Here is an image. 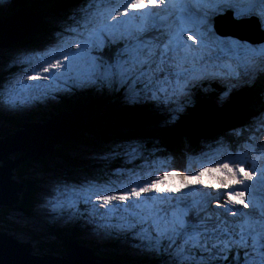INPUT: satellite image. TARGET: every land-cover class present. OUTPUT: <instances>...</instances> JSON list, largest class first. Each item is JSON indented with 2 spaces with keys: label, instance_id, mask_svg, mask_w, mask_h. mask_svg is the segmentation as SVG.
<instances>
[{
  "label": "snow or ice",
  "instance_id": "6c2138e0",
  "mask_svg": "<svg viewBox=\"0 0 264 264\" xmlns=\"http://www.w3.org/2000/svg\"><path fill=\"white\" fill-rule=\"evenodd\" d=\"M226 11L264 28V0H78L48 45L0 70V110L107 89L174 123L204 82L224 84V99L264 77V43L219 36L209 23ZM164 151L158 141L113 142L93 156V175L52 182L40 207L130 236L160 264H264V110L208 141L197 170H177Z\"/></svg>",
  "mask_w": 264,
  "mask_h": 264
},
{
  "label": "water",
  "instance_id": "95a60500",
  "mask_svg": "<svg viewBox=\"0 0 264 264\" xmlns=\"http://www.w3.org/2000/svg\"><path fill=\"white\" fill-rule=\"evenodd\" d=\"M20 3L13 14L0 12V54L12 47L29 44L32 37L37 36L43 20L54 21L70 10L74 0H22ZM55 8L62 11L53 15L51 11ZM252 24L257 23L222 18L214 20L213 26L221 35L263 43L260 29ZM194 103V110L191 108L185 114L180 113V119L167 129L161 128V122L167 117L145 105L140 106L139 112H135V107L124 111L118 108L121 116L113 118L109 128L92 118L94 110L89 107L84 110L78 104H68L67 108L40 121L16 124L5 131L7 134L0 136V210L15 207L20 202L25 184L15 180L14 171L17 172L24 163L34 162L41 166L52 163L58 167L68 164L69 167H65L68 178H76L72 168L81 167L83 157L80 152L95 155L113 142L140 138L158 141L161 148L172 152L173 165L182 164L189 156L199 157L204 145L217 135L243 125L242 113L230 100L221 108L213 101L200 99ZM73 151L77 153L72 155ZM58 153L66 154L67 160ZM94 161L86 164L91 165ZM0 231V264H128L119 256H102L78 240H70L68 250H61L59 255L38 253L31 243L3 229Z\"/></svg>",
  "mask_w": 264,
  "mask_h": 264
},
{
  "label": "trees",
  "instance_id": "16d2710c",
  "mask_svg": "<svg viewBox=\"0 0 264 264\" xmlns=\"http://www.w3.org/2000/svg\"><path fill=\"white\" fill-rule=\"evenodd\" d=\"M20 2H22V0H16L13 8H15ZM77 4H78V0H74V3L71 7H74ZM9 9H11V7H9ZM15 11L16 10H12L9 13L13 14ZM69 15L70 14L65 15L64 19H66ZM48 30H51V29H48L47 26L43 22L37 31V36H33L32 40L27 45L30 46L32 49L37 48V47L39 48V46L43 44L41 43L39 45L40 38H44L48 36L50 39V37H52L50 33L46 32ZM39 34L41 36H38ZM12 48H15V47H12ZM213 87L214 85L212 84H209V85L204 84L203 87L199 89V92L204 93L206 91L205 89L212 90ZM260 88H264V82L256 80V82L252 86L245 87L241 92L234 94L236 99H230V101L235 105L236 109L240 113L246 114L247 120H250L252 117V116H249V114L251 113L249 109L254 108L256 110H264V95H262L264 94V91H261ZM221 90L223 91L224 88ZM90 92H91L90 89H84V90L74 89V91L64 94V96H61V98L65 103H67V105L68 104H81L84 110H87L88 107L89 109L94 110V114L92 118L95 119L97 122H99L100 125H103L104 127L109 128L110 125H112L111 120H113V114L119 117L121 116L119 111L117 112L115 105H118L119 103V104H122L121 106L123 108L127 107V101L124 98L123 93L110 92L107 89H104L102 90V95L100 96V98H98V95L95 93L88 94ZM86 93L88 95H86ZM215 95H218V94H215ZM196 97H197V94L193 93L192 102L194 100H198ZM65 99H68L69 101H65ZM90 99H93V101L90 102ZM212 99L216 100L215 96L212 97ZM76 100H79V101L74 103ZM222 103H223V100H222ZM55 104L57 103H50V104L48 102L36 103V106L33 109L28 110L26 112L18 113V111H16L12 115H7L8 113L2 112L1 116L6 123L22 122L24 118H27V120L25 121L30 122V121H34L36 117H39L42 120L43 117H45L48 114L52 115L59 108V107H55L54 106ZM133 105L135 106L136 104H133ZM189 106H187L186 109H189ZM102 110H105V112H102ZM98 120L104 122L105 124L100 123V121ZM3 131H5V129L2 130V128H0L1 137L7 134L6 132H8L6 131L4 133ZM163 154L168 155V154H172V152L164 151ZM57 155L63 156L61 158H63L64 160H67L66 154L58 153ZM181 165L182 166L175 165V168H178L180 170L184 169L185 167L190 168L188 165H185L184 162ZM82 167L85 170L91 173H94L95 172L94 169L98 167V163L96 161H94L91 165H88L85 163L84 165H82ZM21 173L23 174L19 176L16 175V180H19L20 182H23L25 184V190L23 193H21L20 202L17 204V206L13 210H23L26 214L29 215L32 213V209H33L32 207H33L34 202L36 201L35 195L39 187L37 186L36 182L28 178V169L26 167H23V172ZM2 210H5V209L3 208ZM5 214L6 213H4L3 211H2V214L0 213V218H1L0 221H3V222L9 221L10 223L11 220ZM4 228L7 229V227H4ZM15 229L16 228L14 227L13 230ZM50 230L56 234H62V235H61V241L59 242L57 240H55L54 242L53 241H44V242L42 241L38 244V247H40L41 249L45 251H48L49 253H51V251L52 252L61 251V250L67 251L68 250L67 243L70 240L77 239L80 242L86 244V241H85L86 239L84 240V237L81 236L80 234V228H77L74 225L69 226V224H67L66 228H62L55 223H51ZM120 240H121L120 235L112 234L111 238L107 240L108 243L106 242V246L109 249L113 250L114 254H112L110 251H106L104 255L122 257L124 261L127 262L128 264H141V263L160 264V260L155 258L154 255L149 254L147 252L145 253L139 252L138 256H136L134 252L132 253L129 252L127 246L123 244ZM90 247H92L98 254L100 255L103 254V252H100V250H98L99 249L98 247L102 249L101 245L100 246L90 245Z\"/></svg>",
  "mask_w": 264,
  "mask_h": 264
},
{
  "label": "rangeland",
  "instance_id": "374dc122",
  "mask_svg": "<svg viewBox=\"0 0 264 264\" xmlns=\"http://www.w3.org/2000/svg\"><path fill=\"white\" fill-rule=\"evenodd\" d=\"M13 4V2L11 0H9L7 3L5 4H2L0 5V9H4L7 5H11ZM77 7V6H74V8ZM73 8V9H74ZM72 9V10H73ZM71 8L70 10L66 11L63 15H59L58 18L55 19V21L51 20L50 22H44V24L47 26L48 29H51V30H48L46 32L50 33L52 35V37H50L51 41L53 40V37H54V33H56L60 27H61V24L66 20L64 19V16L71 13L72 12ZM62 10L60 8H55V10H52L51 12L53 13V15L55 13H59L61 12ZM42 23V22H41ZM57 27V28H55ZM53 28V29H52ZM214 29V28H213ZM234 36V35H233ZM222 37H231V36H222ZM234 39H238V36H234L232 37ZM50 41V42H51ZM49 42V43H50ZM49 43H47L46 45H48ZM44 48V47H43ZM41 47H37V48H34L32 49L31 47L29 46H19V47H15V48H10L8 49L7 51H3L1 54H0V70H4L7 68V64H8V61L10 60L11 56L14 54V53H17V52H20V51H27V50H39V49H43ZM17 69H12V71H16ZM3 74L4 75H7V71H3ZM264 82V81H263ZM224 85V84H223ZM222 93V92H221ZM64 94H67V93H60L58 94L59 95H64ZM57 96V98H58ZM48 99L49 101H52V102H57L58 99ZM222 100L220 97L214 101L217 106L219 108H221L222 106H220L219 104L222 103ZM227 100V99H226ZM226 100H223V103L224 104L226 102ZM230 100V99H229ZM213 101V100H212ZM35 105V104H33ZM32 105V106H33ZM30 106V107H32ZM197 107V106H196ZM25 108L24 110H21L22 112L24 111H28L29 109L31 108ZM158 108V107H156ZM192 108L194 110V105L192 103ZM160 109V108H158ZM192 110V109H191ZM190 110V111H191ZM1 112H8V111H4V110H0ZM121 111V110H120ZM186 111L188 112L189 109H185L183 111V114L186 113ZM258 111L260 110H256V111H253L252 113L249 114V116H253L255 115ZM102 112H105V110H102ZM163 112V113H161ZM166 112V111H165ZM159 113H161V116L164 115V111L160 110ZM113 118H119V116L113 114ZM242 118H243V122L242 124L245 125L247 123V117H246V114H242ZM170 119L169 117V114L167 113V118L163 119V121L161 122V128L164 127V128H169L171 124H174L176 123L178 120H176L174 123H166V121H168ZM178 119H180V115L178 114ZM24 120H27V118H24ZM35 121H38L39 120V117H36L34 119ZM2 124V122H0V125ZM3 125V124H2ZM5 125V124H4ZM12 125V124H11ZM13 126V125H12ZM14 129V128H13ZM12 129V130H13ZM75 153H77L76 151H73L72 152V155H75ZM79 155L81 157H83L81 159V167H79V169H73L72 168V171L75 172V175H76V178H68L67 174H66V171H65V167L69 165L68 164H60V167L57 166V164H52V163H47L46 165H43L41 166L40 164L38 163H34V162H31V163H24V166H20V169L15 172L14 171V175H22L23 173V167H26L28 169V178L34 182H36L37 186L39 187V189L37 190L36 192V195L35 197H39V198H45V195L46 193L48 192V189H49V186L52 184V182L54 181H57V180H66V181H79L81 180L84 176H91L93 175L94 173H91L87 170H85L82 165H84L87 161H90L93 159V156L94 155H89L85 152H80ZM191 157V156H189ZM187 158L186 159V162H184L185 165H188L190 167V169L192 170H197L201 164V159L196 156V157H191V158ZM198 157V158H197ZM96 161V160H95ZM175 162V161H174ZM54 165H56L55 167V170H54ZM176 166H182L180 163L179 164H175ZM175 165H173L175 167ZM85 167V166H84ZM87 168V167H86ZM92 169V168H91ZM96 169V168H95ZM94 169V170H95ZM178 169V168H176ZM180 170V169H178ZM183 170V169H182ZM54 172V173H53ZM53 174V176L51 175ZM187 175L189 176V180L187 181V183H194V181L192 180L191 178V172L187 173ZM207 178V177H206ZM49 184H48V183ZM174 184L176 185H180V179L177 177V178H174L173 181H172ZM43 203V201H40L38 203V201L36 200V202L34 203L33 205V209H35L37 211V218L40 219V218H45V219H49V218H53V217H56L58 218V221L60 224L64 223L65 221H67L68 219H66L65 217H61L59 216L57 213L55 212H50L49 209H46V208H37L39 207L38 205H41ZM5 210H2L1 208V211L0 213L2 214V211L4 213H6L5 215L9 218V217H14V219L17 217L18 215V211L15 210H8L7 208H4ZM41 209H46V210H41ZM22 214V213H20ZM20 216H23V215H20ZM22 221H25L26 218H29L26 222H19V223H30L31 226L35 229L34 230V233L31 235V237L29 235H27L25 232L23 231H18L17 229L14 230V232H17L18 235L16 236V234H12L11 232H9V234L15 236L16 238L18 239H24L28 242H32L33 245L36 247V243L39 241V238H41L42 241H44L46 239V237L44 236L45 233H40L43 228L41 227L40 228V223L39 224H33L31 223V220H30V216H23V217H20ZM35 219V217H33V220ZM13 221V220H11ZM6 222H9V221H4V224ZM18 221H13V223H17ZM3 226V225H2ZM9 228H12L13 227H9ZM1 232V231H0ZM39 234V235H36V234ZM84 236L88 237V238H91V239H94V240H102L106 234H102L100 231L96 230L94 228L93 225H89L88 223H86L85 221V227H84ZM48 235V234H47ZM125 242L131 246V249L134 250L133 252L135 253V255L137 256L136 253H138L140 250L139 249H136V248H133L132 247V244L135 243V241H133L130 236H128L126 239H125ZM108 243V242H107ZM48 252V251H47ZM142 252V251H141ZM51 253L53 254H56V255H59L61 253V251H57V253H54L51 251ZM143 264V263H141Z\"/></svg>",
  "mask_w": 264,
  "mask_h": 264
},
{
  "label": "clouds",
  "instance_id": "9594fccd",
  "mask_svg": "<svg viewBox=\"0 0 264 264\" xmlns=\"http://www.w3.org/2000/svg\"><path fill=\"white\" fill-rule=\"evenodd\" d=\"M9 1V0H8ZM14 4V3H13ZM13 6L14 5H7L4 9H0V12H2V11H12V10H14V8H13ZM9 7H11V9H9ZM69 14H71V13H69ZM55 21V20H54ZM44 22H46V21H44ZM50 22V21H49ZM38 36H41L40 34L38 35ZM48 37V36H47ZM47 37H44V38H40V42H39V45L41 44V43H43V44H41V46H39V47H41V48H43V47H45L46 46V44L47 43H49L50 41H51V39H49V37L47 38ZM246 41H248V40H246ZM250 42V41H249ZM28 45H26V47H27ZM30 47V46H29ZM214 88V87H213ZM91 90V92L90 93H88V94H93V93H95V94H97L98 95V98H100V96L102 95V91H99V90H96V89H90ZM73 91H74V89H73ZM195 90H193V93H195L194 92ZM206 92V91H205ZM87 93H86V95H88ZM61 96H64V95H59L58 96V101L57 102H52V101H49L48 100V103L50 104V103H57V104H55L54 106L55 107H59L55 112H58V111H60V110H62L63 108H67L68 107V105H67V103H65L63 100H62V98H61ZM193 100V99H192ZM199 100V99H198ZM198 100H194L192 103H193V105L195 104L194 102L195 101H198ZM202 101H212L213 99L212 98H208V99H205V97H202V99H201ZM65 101H69L68 99H65ZM77 101H79V100H76L74 103H76ZM91 101H93V99H90V102ZM214 101H216V100H213V102ZM215 103V102H214ZM47 104V103H46ZM216 104V103H215ZM122 104H119L118 103V105H115V107H116V109H118V108H122V110L123 109H126V108H129L128 106L126 107V108H123L122 106H121ZM141 105H145L146 107H152L153 108V110L156 112V113H158V114H161V113H159V111L160 110H162V109H158V108H156V106L153 104V103H151V102H147V103H145V102H140V104H137L136 103V105L134 106L135 108V111L136 112H138V111H140L139 110V108H140V106ZM217 105V104H216ZM36 106V103H35V105H33L32 107H29V108H31V109H33L34 107ZM223 107V106H222ZM28 108V109H29ZM192 108V104L189 106V109H191ZM31 109H29V110H31ZM254 109V108H253ZM124 111V110H123ZM163 111V110H162ZM24 112H26V111H24ZM54 112V113H55ZM1 111H0V117H2L1 116ZM15 112H8V114L7 115H12V114H14ZM18 113H22V111H18ZM53 113V114H54ZM47 116H51V114H48V115H46L45 117H47ZM164 116H166L167 117V115H166V113L164 112ZM0 122H2V123H6L5 121H4V119L2 118V121H0ZM12 122H10V123H8V124H11ZM16 123H22V122H16ZM16 126V125H15ZM1 128V127H0ZM8 129H10V128H8ZM2 130H3V126H2ZM7 129H5V131H6ZM5 131H3V132H5ZM14 178H15V180H16V175L14 176ZM17 181H19V180H17ZM20 182V181H19ZM23 183V182H22ZM48 183V182H47ZM49 184V183H48ZM24 190H25V188H24ZM24 190H23V192H24ZM22 192V193H23ZM36 202V201H35ZM34 202V203H35ZM34 205V204H33ZM17 206V205H16ZM15 206V207H16ZM15 207H6L8 210H13ZM81 207H83V205H81ZM33 208V207H32ZM3 209V208H2ZM1 211V210H0ZM13 211H15V210H13ZM18 211V215H23V216H30V220H31V223H35V224H39L40 223V228L42 227L43 228V230L40 232V233H45L44 234V236L46 237V239L44 240V241H55V240H57L58 242L59 241H61V235L62 234H56V233H54V232H52L51 230H50V224L51 223H55V224H57V225H59L60 227H62V228H66V226H67V224H69V226H71V225H74V226H76L77 228H80V234H81V236H83L84 237V240L86 241V244H84V243H82V242H80L79 240V242L80 243H82V244H84V245H86V246H88V247H90V245H92V246H102V249L100 248V247H98L99 249L98 250H100V252H103V254H102V256H105L104 255V253L106 252V251H110L112 254L114 253V251L113 250H111V249H109L107 246H106V242H107V240H109L110 238H111V236L112 235H106L102 240H94V239H91V238H88V237H86V236H84V227H85V220H83V219H79V218H76V219H72V220H67V221H65L64 223H62V224H60L59 223V221H58V218H56V217H53V218H49V219H45V218H40V219H38L37 218V211L35 210V209H32V213L31 214H26L23 210H17ZM20 213H22V214H20ZM32 217H35V219L33 220V219H31ZM1 219V218H0ZM29 226H30V228H31V230L29 231V232H25L27 235H29L30 237H31V235L34 233V228L31 226V224L30 223H27ZM48 234V235H47ZM36 235H39L38 233L36 234ZM60 236V237H59ZM23 241H25V242H28V241H26V240H24V239H22ZM77 240V239H76ZM43 241V242H44ZM40 242H42V240H41V238H39V241L36 243V247L33 245V243L32 242H28V243H31L32 245H33V247L36 249V251L39 253V252H45V253H49V252H47V251H45V250H43V249H41L40 247H38V244L40 243ZM105 242V243H104ZM121 242L123 243V244H125L126 246H127V248H128V251L129 252H133L134 250H132L131 249V246L130 245H128L126 242H125V240H121ZM92 248V247H91ZM93 249V248H92ZM94 250V249H93ZM139 252H141V251H139ZM139 252L138 253H136L137 254V256L139 255ZM145 253V252H144ZM116 257V256H115ZM144 264H148V263H144Z\"/></svg>",
  "mask_w": 264,
  "mask_h": 264
},
{
  "label": "bare ground",
  "instance_id": "6f19581e",
  "mask_svg": "<svg viewBox=\"0 0 264 264\" xmlns=\"http://www.w3.org/2000/svg\"><path fill=\"white\" fill-rule=\"evenodd\" d=\"M75 6H77V5H75ZM74 7H71V10L73 9ZM238 40H245V39H240V37H238ZM238 93V92H237ZM237 93H235V94H237ZM229 102V99H227L226 100V102L224 103V104H227ZM78 106L79 107H82L83 108V106L81 105V104H78ZM84 109V108H83ZM41 119L39 118V120L38 121H40ZM35 121V120H34ZM28 121H25V120H23L22 121V123H27ZM13 126H15L16 124H20V123H16V122H12L11 123ZM10 124V125H11ZM36 198V200L38 201V203L40 202V201H44V198H39V197H35ZM39 207H37V208H42V207H40V205H38ZM41 210H46V209H41ZM20 217H23V216H20V215H17V217L14 219V217H9V219L10 220H15V221H18V222H21L22 220H21V218ZM29 218H26V220L25 221H22V222H26L27 220H28ZM31 219H33V217L31 218ZM3 225V226H2ZM3 227H7V230L9 231V232H11L12 234H16V236L18 235V233L17 232H14V230L12 229V228H9L10 227V225L8 224V223H5L4 224V222L3 221H0V229H2ZM24 232V231H23ZM54 253H57V251H55Z\"/></svg>",
  "mask_w": 264,
  "mask_h": 264
}]
</instances>
